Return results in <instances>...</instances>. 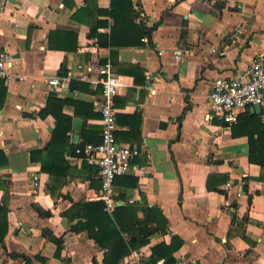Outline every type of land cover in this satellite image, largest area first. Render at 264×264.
Wrapping results in <instances>:
<instances>
[{
    "label": "crops",
    "instance_id": "obj_1",
    "mask_svg": "<svg viewBox=\"0 0 264 264\" xmlns=\"http://www.w3.org/2000/svg\"><path fill=\"white\" fill-rule=\"evenodd\" d=\"M3 48L15 75L0 79V264H28L18 253L32 264H133L132 249L152 264H264V176L249 159L250 134L263 156L264 113L248 105L230 123L207 114L212 79L241 73L264 51V0H5ZM106 60L123 76L116 138L138 146L145 165L113 179L128 247L118 257L107 253L114 236L100 244L70 228L74 209L64 214L75 201L103 200L96 166L65 152L100 139ZM55 74L68 77L66 89H49ZM49 142L57 172L67 164L52 187L56 171L41 170L39 157Z\"/></svg>",
    "mask_w": 264,
    "mask_h": 264
},
{
    "label": "built area",
    "instance_id": "obj_2",
    "mask_svg": "<svg viewBox=\"0 0 264 264\" xmlns=\"http://www.w3.org/2000/svg\"><path fill=\"white\" fill-rule=\"evenodd\" d=\"M4 2L5 0H0V7ZM11 62L12 55L8 49H1L0 79L5 83L15 75L10 69ZM102 69L104 74L100 78L101 96L98 100L101 113L100 139L80 142L71 152H65V156L69 159L74 157L77 162L86 161L96 166L104 209L111 213L115 207L112 190L114 177L126 172H140L145 165L134 159L140 153V148L118 141L115 134L117 120L114 98L118 87L123 83V76L112 71L109 60L103 62ZM79 76L86 77V72L82 71ZM146 77H149V73ZM47 81L52 91L66 89L69 84L68 77L64 74L51 75ZM209 101L210 110L207 114H214L227 123L238 118L241 108L254 103H258L264 113V51L258 52L241 73L235 76L214 77L209 90ZM32 177L35 179L37 175L33 173ZM125 258L133 264H152L146 261L144 254L137 249L130 250ZM153 264H200V262L193 257L179 258L170 262L165 258H159Z\"/></svg>",
    "mask_w": 264,
    "mask_h": 264
},
{
    "label": "trees",
    "instance_id": "obj_3",
    "mask_svg": "<svg viewBox=\"0 0 264 264\" xmlns=\"http://www.w3.org/2000/svg\"><path fill=\"white\" fill-rule=\"evenodd\" d=\"M250 116H252V114ZM54 132H55V129L53 131V134ZM259 136L261 137V135ZM52 146H53V143L49 142V144L46 147H44L46 151L44 153H41L39 156L41 160V170H49V172H51V168L53 167L54 170L56 171V173H53V175L50 177L51 178L50 181H48V184L51 187L54 185L55 180L57 178L59 179L60 173L62 174L65 173L63 168H66V165H67L66 163L61 162L63 164L62 170L60 172H57L56 167L59 166V162L55 161V156L58 155V153ZM255 147L257 149L256 144H255ZM253 149L257 153L260 150V143H258L259 150H256L254 148L253 139L250 134L249 159L256 161L260 164L262 168L260 176H264V148L262 149L263 156H259L253 153ZM37 152H41V149L37 150ZM52 155L54 156V158L52 157ZM64 159L62 158L63 162H65ZM246 181H247V177H244L243 182H242V188L245 190L247 186ZM33 206L37 210V212L40 214H44V215L51 214L50 207L44 208L37 202H34ZM71 208L75 210V213L78 216V220H76L75 222H70L71 229L75 231L85 229L88 232V234L94 237V239H96V241L99 242L100 244L102 243L101 234L105 233V234L114 236L115 239L113 241V244L107 248L109 251L107 252L108 255H113V250L115 251V248L119 252L117 253L116 257H118L119 255H121L122 253L128 250V247H126V244L122 238L123 226L119 223V220L117 219L119 211H121V209L123 208L121 205H117L114 208L113 213L110 214L104 209V202L102 199H89V200L82 199V200L73 202L72 205L68 209L64 210V214H67L68 212H70ZM6 212H7L6 208L0 204V240L2 241H3V235L7 227ZM146 216L149 217V214H147ZM95 225L97 226V228H94ZM162 228H163V225H162ZM49 236L54 241H56L57 246L59 247L61 243L60 239L52 233H50ZM18 254L21 255L28 264H32L31 258L29 255H26L24 253H18ZM165 259L167 260V262L171 261L170 258L165 257Z\"/></svg>",
    "mask_w": 264,
    "mask_h": 264
},
{
    "label": "water",
    "instance_id": "obj_4",
    "mask_svg": "<svg viewBox=\"0 0 264 264\" xmlns=\"http://www.w3.org/2000/svg\"><path fill=\"white\" fill-rule=\"evenodd\" d=\"M251 110H260V105L258 103H254L250 105Z\"/></svg>",
    "mask_w": 264,
    "mask_h": 264
}]
</instances>
